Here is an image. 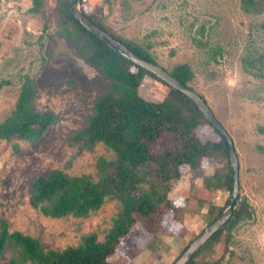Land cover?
Masks as SVG:
<instances>
[{"label": "rangeland", "instance_id": "1", "mask_svg": "<svg viewBox=\"0 0 264 264\" xmlns=\"http://www.w3.org/2000/svg\"><path fill=\"white\" fill-rule=\"evenodd\" d=\"M59 1L43 0V13H33L32 0H0V123L14 109L25 75L38 87L36 110L59 117L38 144L0 142V222L52 250L76 246L91 233L103 241L118 212V204L108 201L87 218L51 219L30 205L28 189L34 177L63 169L71 176L85 174L97 180L98 160L114 158L105 145L89 151L76 138L111 81L61 34ZM257 2L261 13H246L242 0H89L84 5L88 13L94 9L102 14L116 33L151 44L159 65L168 71L189 64L196 75L192 87L231 135L239 159V201L246 198L254 216L233 229L230 243L223 239L211 255L206 252V258L220 260L218 264H264V67L254 75L242 60L248 54L264 55V0ZM217 46L222 56L209 59ZM166 92L164 85L150 78L140 89L147 101H162ZM201 134L217 137L209 127ZM222 164L207 159L197 170L183 166L180 180L170 186L174 204L187 211L182 221L168 214L156 237L137 225L111 263L174 264L209 227V204L201 208L200 201L222 205L231 198L232 193L223 189L210 192L203 186ZM0 264L30 263L9 244Z\"/></svg>", "mask_w": 264, "mask_h": 264}, {"label": "trees", "instance_id": "2", "mask_svg": "<svg viewBox=\"0 0 264 264\" xmlns=\"http://www.w3.org/2000/svg\"><path fill=\"white\" fill-rule=\"evenodd\" d=\"M73 1L60 0L56 6L61 34L88 63L111 81L110 90L95 100L86 127L78 132L76 138L82 141V148L89 151L98 144L105 145L114 153V158L98 160L97 180L85 174L71 176L63 169L34 177L28 189L30 205L51 219L69 216L87 218L108 201L118 204V212L103 241L98 239L96 233H91L84 235L76 246L63 250L44 249L38 239L19 231L11 232L8 222L2 220L0 259L11 244L30 264H112L111 260L115 258L122 241L137 225H142L151 236L156 237L163 230L162 223L168 214L182 221L187 211L174 204L170 198V186L180 180L183 166L197 170L207 159L223 164L205 179V189L210 192L223 189L229 195L232 193L230 157L223 136L192 99L89 33L73 16ZM127 3L124 2V5ZM32 4L31 12L43 13V0H32ZM84 5V14L94 24L141 58L159 65L151 52V44L140 43L116 33L106 24L102 14H97L94 9L88 13ZM259 6L257 0H242V8L246 13H261L263 10ZM46 28L45 22L44 30ZM250 53L253 54V51ZM222 54V48L217 46L209 52V59L217 61V57ZM242 60L249 67V73L257 75L263 70L262 54L257 57L248 54ZM168 72L194 90L192 83L196 75L189 64H177ZM147 78L167 88L162 101H147L140 95ZM37 94L35 80L29 75L23 76L15 107L0 123V142L38 144L50 127L59 121L58 115L51 111L36 110L34 100ZM208 127L216 133V138L202 136V129ZM13 147L17 150L18 144L14 143ZM229 199L228 196L222 205H215L211 200L200 201L201 208L209 204L207 226L215 223L223 214ZM253 216L254 211L248 200L240 199L227 224L187 264L220 263V260L206 258V255H211L221 240L230 243L233 229Z\"/></svg>", "mask_w": 264, "mask_h": 264}, {"label": "water", "instance_id": "3", "mask_svg": "<svg viewBox=\"0 0 264 264\" xmlns=\"http://www.w3.org/2000/svg\"><path fill=\"white\" fill-rule=\"evenodd\" d=\"M89 0H74L71 11L73 16L79 21V23L89 32L104 41L113 50L120 53L122 56L128 60L134 62L136 65L146 69L147 71L153 73L161 80L165 81L175 89L181 91L183 94L188 96L194 101L198 106L197 108L205 115V117L212 123L216 130L223 136L227 143L231 172H232V194L229 204L223 214L218 218V220L210 225L193 243L185 250L181 257L174 264H187L191 258L203 247L221 228H223L227 222L231 219L233 211L239 202L240 197V170H239V159L236 152V148L233 139L223 124L216 117L214 111L210 108L209 104L206 102L199 93L191 90L178 79L174 78L167 70L162 66L149 62L136 53L127 48L124 44L118 41L116 38L106 33L99 26L94 24L83 12L82 5Z\"/></svg>", "mask_w": 264, "mask_h": 264}]
</instances>
